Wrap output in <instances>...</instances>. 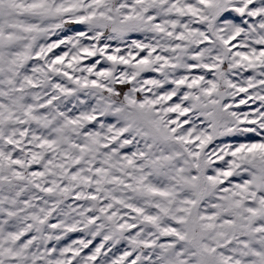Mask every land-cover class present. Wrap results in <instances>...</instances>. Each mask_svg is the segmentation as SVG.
Here are the masks:
<instances>
[{"label":"snow or ice","instance_id":"obj_1","mask_svg":"<svg viewBox=\"0 0 264 264\" xmlns=\"http://www.w3.org/2000/svg\"><path fill=\"white\" fill-rule=\"evenodd\" d=\"M0 264H264V0H0Z\"/></svg>","mask_w":264,"mask_h":264}]
</instances>
